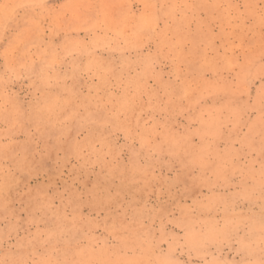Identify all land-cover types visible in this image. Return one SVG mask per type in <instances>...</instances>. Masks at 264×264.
<instances>
[{
  "label": "rangeland",
  "instance_id": "1",
  "mask_svg": "<svg viewBox=\"0 0 264 264\" xmlns=\"http://www.w3.org/2000/svg\"><path fill=\"white\" fill-rule=\"evenodd\" d=\"M0 264H264V0H0Z\"/></svg>",
  "mask_w": 264,
  "mask_h": 264
}]
</instances>
